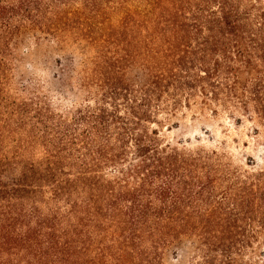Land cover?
I'll use <instances>...</instances> for the list:
<instances>
[{
    "label": "trees",
    "instance_id": "obj_1",
    "mask_svg": "<svg viewBox=\"0 0 264 264\" xmlns=\"http://www.w3.org/2000/svg\"><path fill=\"white\" fill-rule=\"evenodd\" d=\"M0 264H264V0H0Z\"/></svg>",
    "mask_w": 264,
    "mask_h": 264
},
{
    "label": "rangeland",
    "instance_id": "obj_2",
    "mask_svg": "<svg viewBox=\"0 0 264 264\" xmlns=\"http://www.w3.org/2000/svg\"><path fill=\"white\" fill-rule=\"evenodd\" d=\"M191 116L192 114L189 115L187 119L184 120V122H182L180 129L172 131L170 134H168V137L170 139L191 140L194 143H196V138H201L203 140L202 144L208 148L212 147V145L206 142L208 140V137L204 134L205 130H209L212 133L213 137L216 140V143L225 139H227L230 143H234L233 141L235 139H238L240 143L249 142L252 145V143H254L255 141V139L251 138V124H246L244 128L239 129L237 131L232 126L231 122L226 120L222 123L225 125L228 133H224V131H222L221 129L213 127V124H206L200 121H193ZM231 152L237 159L236 156L239 155L240 151L232 149ZM248 154V156H254L259 159V156H261L262 154V149L261 147H258L256 150L253 151L252 149H250V151H248Z\"/></svg>",
    "mask_w": 264,
    "mask_h": 264
}]
</instances>
